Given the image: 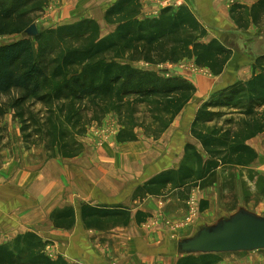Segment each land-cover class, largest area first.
<instances>
[{
  "label": "trees",
  "instance_id": "1",
  "mask_svg": "<svg viewBox=\"0 0 264 264\" xmlns=\"http://www.w3.org/2000/svg\"><path fill=\"white\" fill-rule=\"evenodd\" d=\"M49 1L0 0V35L25 32L34 22L33 10L41 11ZM141 9V0H119L106 12V20L116 28L102 37L99 23L88 19L39 32L34 37L37 50L30 37L0 46V122L14 111L25 148L43 143L52 157H76L82 146L73 136H84L93 121L111 112L118 114L121 125L119 142L137 140V128L159 138L194 99L196 87L182 77L165 76L163 69H143L135 63L157 66L188 58L214 74L224 71L232 51L218 39L204 40L208 30L189 7H166L158 17L145 19L140 18ZM261 11L264 0L253 6L254 22ZM244 15L243 10L233 12L239 23ZM3 97L9 102H2ZM140 106L149 121L137 117ZM191 132L204 154L188 144L183 164L150 179L140 192L162 196L179 189L188 197L193 188L213 184L219 168L247 166L257 159L248 141L264 132V67L248 81L231 84L205 101ZM201 208H207L205 202ZM81 216L90 229L109 220L128 225L132 213L123 206L83 204ZM53 220L57 227L71 228L77 212L73 207L57 209ZM47 245L40 235L27 231L11 242H0V264H75L50 256ZM221 260L215 253L192 254L176 264Z\"/></svg>",
  "mask_w": 264,
  "mask_h": 264
},
{
  "label": "crops",
  "instance_id": "2",
  "mask_svg": "<svg viewBox=\"0 0 264 264\" xmlns=\"http://www.w3.org/2000/svg\"><path fill=\"white\" fill-rule=\"evenodd\" d=\"M118 1L50 0V12L47 17L54 27L74 24L81 20H95L105 36L116 28L106 20V12ZM236 2L241 3L242 0H174L175 8L189 7L208 30L207 37L213 35L233 51V54L221 74H214L209 68H202L209 73L189 75L187 67L181 65L186 60L194 61L188 58L171 63L165 68L170 71V75L182 76L192 82L196 87V95L159 139L147 135L144 129L139 128L136 129L137 140L119 142L117 135L121 125L119 119H115L112 128L114 133L109 134L110 142H107L108 137L106 139L103 133L102 148L94 146L93 151L102 150V154L95 158L93 155L87 156L90 149H85L79 156L70 158L73 161L67 163L66 167L59 166V163L52 159L36 169L35 166L28 165L27 150L21 132L17 128L13 131L11 127H6L7 120L0 122L1 243L11 242L27 231L37 233L45 241L50 240L47 236L50 232L44 231L41 223L50 219L55 210L66 205L75 208L78 216L77 205L95 206L94 204L102 203V206H122L123 203H134L139 206L135 205L130 209L125 207L132 213L128 225L118 224L110 230L83 233L82 238L78 237L80 233L77 234V230L70 233L67 237L70 238L67 239L70 241L68 244L81 246V254L74 251L71 261L79 264H176L181 257L192 255L176 251L174 247L177 242L193 237L200 227L216 225L225 216H232L241 209L223 214L213 222L207 221L208 219L203 222L197 220L193 229L181 230L182 234L190 233L182 238L180 231L173 233L174 229L169 224V221L172 223L171 221L182 218L185 201L191 196L198 198L200 206L206 203L207 208L202 211V215L206 214L214 200L212 192L216 191L218 182L222 179L221 170L226 173L238 168V178L241 177L242 169L257 168L264 171V132L248 141L258 153L254 162L247 166L219 168L216 174L218 182H213L214 184L203 189L195 187L188 197L179 189L168 190V193L162 196L148 195L143 201H136L134 196L136 190L144 187L150 179L163 172L178 169L183 164L188 144L195 145L204 154L202 143L191 132L200 106L213 92L238 81H248L255 73L260 72L255 66L258 56L251 52L253 46L247 49L252 39L246 40L241 35L242 31L231 15L234 9L239 12L246 10L244 6L243 9L240 8L241 5L238 6ZM141 4L142 19L158 17L166 7L160 0H141ZM252 9L253 7L250 11ZM252 21L254 22L253 19ZM108 118L103 119L102 124L108 122ZM103 127L106 128L107 124ZM79 211L81 214V210ZM139 211L148 216L145 217L141 213L138 219L136 215ZM140 218L142 221H139ZM78 232L82 230L78 229ZM92 236L98 238L92 239ZM65 243L60 240L51 244L48 242V245L53 249L58 248L62 252L61 256H68L63 251V246L67 244ZM198 254L209 253L194 255ZM215 254L222 257L218 264H264V248Z\"/></svg>",
  "mask_w": 264,
  "mask_h": 264
},
{
  "label": "rangeland",
  "instance_id": "3",
  "mask_svg": "<svg viewBox=\"0 0 264 264\" xmlns=\"http://www.w3.org/2000/svg\"><path fill=\"white\" fill-rule=\"evenodd\" d=\"M257 1L258 0H242L241 3L236 2V3H238V6L241 5V7L244 6L246 8V10L243 11V12H245L244 19L241 21V23H239L236 20V23L238 24L237 25L238 28L241 29L240 31H242L241 35L243 37H245L246 40H249V38L252 39V42H250L249 47L253 46V49L251 52L255 56H259L260 54H264V12L261 11L259 14V16H260L258 19L259 23L258 22L254 23L252 21V16H251V11H250L251 8L253 7V5L257 3ZM236 3H235V5H237ZM175 4L173 6H170V7H174ZM232 7H234V6H232ZM49 8H50V1L48 3H46L45 5H43V7L41 8V11L33 10L34 11V13H32V15L34 16V22L33 23H35L37 25L40 33L44 32L48 29H54V28L58 27V26H55V27L52 26L51 23L49 22V19L47 17V14H49V12H50ZM233 12L231 14L232 16H233ZM248 29L251 32L250 31L248 32ZM109 33H111V32H109ZM100 36L102 37V30H101ZM23 37H30L31 39H33V41L35 43V49L37 50L38 43L35 42V39L33 36L28 35L26 32L0 35V46L9 44V43L16 41V40L23 38ZM211 39H216V37H214L212 35L210 37H206L204 40L206 42H209ZM247 49H248V45H247ZM232 54H233V51H232ZM232 54H231V59H232ZM192 60H194V61L186 60L185 62L181 63V65H183L184 67H187V69H188L187 71H188L189 75H194V74H198V73H202V74L209 73L207 70L199 67L196 64L195 59H192ZM170 64L171 63L155 66V65H150V64L144 63V62H139V63H135L134 65L137 67L143 68V69H156V70L163 69V73L165 76H172V75H170L169 70H167V71L165 70V68L169 67ZM255 66L259 70H262V68L264 67V59L258 60L257 64ZM182 78H184V77H182ZM184 79H186V78H184ZM207 79L208 78H206V80ZM190 83H192V82H190ZM219 91H217L215 93L213 92L212 95H210V97L208 98V100H210L213 96L217 95V93ZM8 98L9 97H3L1 99V101L2 102L6 101V103H8L9 102ZM138 109H139V113L137 114V117H139V119L149 121L150 118H148V117H150V116L145 112V108L140 106ZM88 115H89V117H93V111H89ZM106 117H109V118L107 120L108 122L105 123V124H107V127L105 128V127H103L105 124H102V120L105 119ZM103 119H101L100 121H93L91 123V126L88 129V132L84 136H76V135L73 136L74 140L78 144H81V146H82V151L80 154H82V152H84L85 149H90V152L87 153V156L93 155V157L95 158L100 153L102 154V152H100L102 150H97L99 152H96L93 150L95 148L94 146L102 148L103 140H104V139L102 140V138H104L102 135L103 133H105L106 139L108 137L107 142L108 141L110 142L109 134H110V132H111V134L114 133V129H112V128L114 126V120L119 119L118 114L115 112H111V113L107 114ZM6 120L8 121L6 124L7 125L6 127H8V126L11 127L13 129V131L15 130V128H17L21 132V123L17 118H15L13 110H10L6 114V116L4 117L2 122L6 121ZM137 129H139V128H137ZM3 130L5 131L6 129H2V131ZM21 135H22V132H21ZM159 138H156V139H159ZM95 143H96V145H95ZM88 145H90V146H88ZM26 150H27L28 165L33 166V167L35 166L36 169H38L41 166H44L45 164H47L52 159H53V161L55 159L59 163V166L62 165L63 167H66L67 163L73 161L70 158H64V157H61L59 155L52 157V153H50L47 150V147L43 143H41L37 146H33L30 149L26 148ZM79 155H77V156H79ZM72 158H74V157H72ZM237 171H238V168H233L232 171L228 170V171H226V173L223 172V170H221L220 174H221L222 179L220 180V182H218V177H215L214 182H218V185L216 187V191L212 192V199H214V200H213L212 205H209V209L206 212V214L202 215V210L200 209L201 206L198 203L196 216L193 217L192 212H191L192 211L191 205L188 203L189 199H187L185 201V207L183 210L184 212H183L182 218L177 219L176 221H171L173 225L180 223L179 224L180 228L174 229L173 233H177L175 231L178 230V231H180L179 232L181 235L180 238L185 237L187 234H190V233L182 234L181 230L183 231L184 229H188V228L193 229L194 228L193 226L197 223L196 222L197 220H199L200 222H203L206 219H208L207 221L213 222L214 220H216L217 217H222L223 214L233 213L234 211H237L239 208L246 209V210L250 211L251 213H253L257 216L264 217V171L261 169H257V168H252V169H248V170L242 169V170H240L241 177H239V178H238V176L236 177ZM227 175H230V177L228 176L229 179H228ZM134 196H135L136 201H143L145 198L148 197V196L144 195L143 192H140L139 189L136 190ZM197 200H198V198H197ZM137 204H139V203H137ZM94 205L102 207V203L97 204V205L94 204ZM135 205L136 204H134V203H133V205L132 204H125V203L122 204L123 207H128L129 209L133 208V206H135ZM68 206L69 205H66V207H64V208H68ZM136 206H139V205H136ZM80 207H81V205L80 206L77 205V209H78L77 222L71 228L57 227L54 223V220H53V214L51 215L50 219L44 220L41 223L42 227L44 228V231H48V233L50 232L49 234H47L48 238L50 239V240H48V242H50V244L55 243V242L60 241V240L65 241L67 243V244L65 243L66 245L63 246V251L68 256H62V257H64L70 263H75V264H79V263L71 261V258L73 256L72 253H74V251H75L76 254H81V246H74L73 244H70V245L68 244L70 241H67V239H70V238H67V237H69L70 233H72L74 230H77V234L80 233V234H78V237L82 238L83 233L89 234V232H90L92 234L93 232H99V231L102 232V227H103V230H110V229L115 228L118 225V221L116 222L114 220H109V221L104 222L103 225L101 222L99 225L101 228H90L89 229L85 226V224H84V222L80 216L81 215L80 211H79V210H81ZM59 209H63V208H59ZM182 223H188V224L182 226ZM171 228H173V227H171ZM78 229L79 230L81 229L82 232H78ZM99 234H101V233H99ZM93 238L96 239L98 237L92 236V239ZM46 252L49 255H53V258H57L58 256H61L60 254L62 253L60 250H58V248L53 249V247H50V245H47ZM80 261L84 262L82 259H80Z\"/></svg>",
  "mask_w": 264,
  "mask_h": 264
},
{
  "label": "water",
  "instance_id": "4",
  "mask_svg": "<svg viewBox=\"0 0 264 264\" xmlns=\"http://www.w3.org/2000/svg\"><path fill=\"white\" fill-rule=\"evenodd\" d=\"M25 32L33 37L39 34L35 23ZM174 248L188 254L263 249L264 217L241 208L216 225L200 227L193 237L177 242Z\"/></svg>",
  "mask_w": 264,
  "mask_h": 264
},
{
  "label": "built area",
  "instance_id": "5",
  "mask_svg": "<svg viewBox=\"0 0 264 264\" xmlns=\"http://www.w3.org/2000/svg\"><path fill=\"white\" fill-rule=\"evenodd\" d=\"M161 3L164 5V6H173L175 3H174V0H160ZM188 203L191 205V212H192V215L193 217L196 216V213H197V208H198V200H197V197L195 196H191L188 200ZM169 224L173 227V229H176V228H180V223L179 224H175L173 225L172 223L169 222ZM188 223H182V226L183 225H187Z\"/></svg>",
  "mask_w": 264,
  "mask_h": 264
},
{
  "label": "flooded vegetation",
  "instance_id": "6",
  "mask_svg": "<svg viewBox=\"0 0 264 264\" xmlns=\"http://www.w3.org/2000/svg\"><path fill=\"white\" fill-rule=\"evenodd\" d=\"M251 42H252V40H251ZM248 48H251V47H249V44H248ZM262 56H264V54H260V55L258 56V59L261 58ZM258 59H257V60H258Z\"/></svg>",
  "mask_w": 264,
  "mask_h": 264
}]
</instances>
